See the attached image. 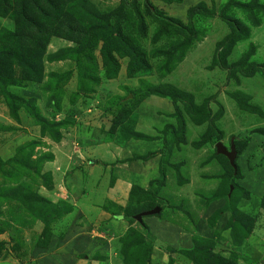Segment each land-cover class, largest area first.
<instances>
[{
  "label": "trees",
  "instance_id": "1",
  "mask_svg": "<svg viewBox=\"0 0 264 264\" xmlns=\"http://www.w3.org/2000/svg\"><path fill=\"white\" fill-rule=\"evenodd\" d=\"M118 1L114 9L104 13L93 6L89 0H0V18L13 23L11 29L0 28V101L6 108L8 118L19 123V114L23 111L39 128L41 138L45 137L54 143H59L63 138V131L72 127L74 119L81 114L75 107L78 100L94 93L100 86L102 78L105 81L116 79L121 70L119 60L126 58L128 59L125 67L126 78L138 79L139 85L132 90L123 87L126 95L112 99L110 106L117 111L113 114L109 128L101 129L99 135L93 134L89 140L83 142L87 144L85 146L104 142L122 146L130 139H159L135 130L136 108L150 96L168 99L174 108L173 115L177 126L169 124L162 129L163 148L168 145V141L169 143L184 141L185 122L180 112V104L183 108L182 113H186L193 123L207 125L201 140L194 145L198 148L205 143L215 145L224 135V131L216 125L222 115L221 109L216 114H211L207 105L208 100L197 105L191 93L167 83L154 85L145 81L144 78L154 73L165 78L178 63H181L191 49L195 38L201 34L199 20L214 18L217 15V8H209L204 1L198 2L187 9L186 23H184L180 19L166 16L150 1L146 3L143 0L144 13L140 9L139 0ZM157 1L166 5H179L184 2V0ZM262 4L260 0H250L247 3L239 0L223 1L219 7L218 16L227 24L229 33L217 42L210 68L218 66L228 70L227 76L231 78H237V73L243 77L256 74L258 66L249 62L254 54L253 47L231 63H228L227 58L230 57L236 45L249 38L247 20L253 25H258L256 14H264ZM236 9L244 13L246 21L229 14ZM145 15H148L155 23V29L151 35L148 34ZM52 38L67 41L66 43L69 42L71 45L47 55ZM145 41L149 43L151 49L144 48ZM96 50H98L100 61L95 55ZM64 60L72 62L73 68L62 72H46V62ZM73 77L76 83L69 97L71 108L65 118L56 120V115L61 111L65 87ZM30 85L33 96L30 95L29 98L19 95L15 90L28 89ZM39 94L45 95L43 107L45 106L48 110L49 116H44L40 112L36 98ZM128 94H131L132 98L124 101ZM238 94L235 93L232 97L235 98L240 110L264 118V112L260 107L251 104L249 98H243ZM11 128L0 127V131H11ZM253 132L264 136V127H258ZM249 137L244 139L230 137V139L233 138L236 150L235 169L224 156L216 153V149L214 153V156L222 159L233 191L230 194L227 193L224 207L219 212L215 211L210 222L219 218L220 214L228 212L230 216L225 227L229 230L233 244L236 246H240L251 234L255 222L253 218L237 208V201L233 196L234 181L240 178L236 161L248 145ZM40 146H42L40 140H32L19 145L10 158L4 160L0 156V177H4L7 184H11V187L0 190V196L16 202L27 214L42 222L43 228L35 246L46 248L52 236L51 224L59 220L64 213L67 214L69 210L67 207L59 208L49 199L32 190L31 185L38 184L40 181L42 182L40 186L49 187L52 184L51 174L44 172L42 166L52 161L53 155L42 151ZM164 153L160 151L159 180L150 182V187L146 190L133 186L129 192L128 204L124 208L112 203L110 205H113L114 210L106 205L102 206V209L111 216H122L128 223L127 230L117 239L116 244L117 253L124 264H152L150 254L154 249V243L149 238V229L143 221L138 223L133 217L154 207H159L160 212L164 208L166 201L158 196L166 177ZM155 155L156 153H148L140 158L148 160ZM249 196L248 191H242L237 200L248 199ZM8 226L9 223L6 225L0 223V234L6 232ZM16 233L19 231L17 230ZM12 239L15 242L14 236ZM8 244L0 242V255L9 247ZM12 248L18 250L20 247L14 245ZM180 252L196 264H251L244 256L237 259L235 255L225 257L214 253L211 241L201 243L195 240L191 250ZM241 258L242 262H240Z\"/></svg>",
  "mask_w": 264,
  "mask_h": 264
},
{
  "label": "rangeland",
  "instance_id": "2",
  "mask_svg": "<svg viewBox=\"0 0 264 264\" xmlns=\"http://www.w3.org/2000/svg\"><path fill=\"white\" fill-rule=\"evenodd\" d=\"M89 1L100 12L104 13L114 9L119 3L118 0ZM149 1L166 16L180 19L184 23H186L187 9L195 5L193 3L187 5H166L157 0ZM205 1L209 8H217V15L212 19L199 20L198 24L201 29V34L195 38L191 49L187 52L183 61L178 63L165 78L154 73V75L146 77L144 80L154 85L167 83L179 90L189 92L193 95L194 102L197 105H201L208 100L207 105L209 106L211 114H216L217 111L221 109L222 115L221 118L217 120L216 125L224 131V135L220 142L226 148H229L231 136L239 137L240 139L250 136L248 145L244 148L243 153L236 161L239 167L240 178L234 181L235 191L233 196L235 201H237V197L242 191H248L250 193L249 197L255 196L249 199L250 206H246L249 211L253 212L258 209L256 205V197H258L262 206L260 204L257 215L264 217V136H260L253 132V130L258 127H264V118L240 110L236 104L235 98L232 97L235 93H239V96L249 98L251 104L257 105L264 112V14H256V20L258 21L257 26L247 20L246 25L249 28V38L236 45L230 57L227 58L228 63H231L253 47L254 54L249 59V62H253L258 66L256 74L250 77H243L240 73H237V78H231L227 76L228 70L221 69L218 66L210 68L217 42L221 41L229 33L227 24L218 16L219 7L223 4L224 0L221 2L218 0ZM239 1L247 3L250 0ZM260 1L263 3L262 5H264V0ZM142 2L143 0H139V6L144 13ZM229 14L243 20L246 19L244 13L238 9L231 11ZM145 19L148 27V34L151 35L155 29V23L148 15H145ZM6 20L7 19L0 18V28H7L6 25L8 23ZM66 42L58 38H52V41L48 45L47 55L49 53H55L60 48L71 45V43ZM99 45H101V43H99ZM143 45L146 50L151 49L147 41H145ZM95 55L98 61H100L98 50L95 51ZM127 60L126 58L119 60L121 63V70L116 79L105 81L102 78L100 86L95 89L94 93L78 100L75 107L81 114L74 119L75 122L72 127L63 131L65 142L61 145L57 143L54 144V142L50 141L48 138H41L39 136V128L33 124V120L25 112H20V122L15 123L9 118H6L8 117L6 110L5 113H3L4 110L0 106V127H12L11 131H0V156L4 159L7 157L10 158L19 145L28 143L32 140H40L42 143L40 147L44 152L55 153L56 149H59L61 146L62 153H58V155L61 156L57 158V162H47V164L45 163L42 166V169H51L43 171L51 174L52 184L49 185V187L40 186L42 184L40 181L38 184H32L31 186L33 188L32 190L37 191V193L44 198L49 197L47 199L59 208L67 207L69 210L67 214L74 210L72 205H74L78 198H83L85 200L86 194L92 193V189L90 188L97 183V179L100 177L103 169V164L100 163L102 161L98 160L101 158L96 154L98 148H94V146H85L87 144L83 142L89 140L93 134L99 135L101 129L107 130L109 128L113 114L117 111V109L110 106V104L112 103V99H116L115 97H123L126 95V91L123 87L132 90L139 85L138 79L126 78L125 67ZM99 67H101L100 64ZM70 68H73V64L69 60L45 63L46 72H62ZM75 83L76 81L73 77L65 87L61 102V111L56 115V120H61L67 116L71 108L69 97L71 92L75 89ZM29 87L28 89L17 88L15 90H17L19 95L29 98L33 96L31 92L32 86L30 85ZM130 95L131 94H128L124 101L130 100L132 98V95L129 97ZM36 98L40 112L44 116H49L48 110L45 106L43 107L45 95L39 94ZM150 98L140 104V108L147 113V119L153 114L157 107L166 110L168 108L166 104H171L166 99H163L165 104L158 102V98H156V102L153 103ZM179 108L185 122L183 134L184 141L179 143H169L168 141V145L164 148L162 142L158 150V152H165L164 170L166 176L164 184L159 189L158 196L165 199L166 203L159 214L143 217V222L149 229V227L151 228L149 224L152 220H156L159 224L165 225L169 223V220L174 216L175 223L179 224L181 231L188 235L182 237L179 234L180 237L178 240L177 237L173 239V237L168 234L165 235L167 239H163L160 237L157 228L156 231L152 228L151 230L149 229V238L153 241L154 247H156L150 254L151 263L196 264L180 251L191 250L194 247V241L197 240L201 243L211 241L214 253L219 255L225 257H232L235 255L238 257L237 259H239L240 256H244L251 264H260V260H262L263 257H260L254 250L258 248L263 252L264 245H256L253 243V240L245 242V239L243 241L244 245L241 244L237 247L239 250L238 252L236 250L237 248H235L236 245L233 244V240L230 237L229 230L225 227L226 221L230 216L228 212L220 214L219 218L210 222L215 211L219 212L221 208L224 207L226 202L225 196L227 193L230 194L233 191V186L229 185L228 174L226 173L222 159L214 156L216 149L215 145L205 143L201 145L200 148L194 145V143L201 140L207 125L193 123L186 113H182L183 108L181 104ZM139 110L137 112L140 115ZM137 112L135 111L137 115L136 120L138 119ZM173 112L170 116L173 118V125L176 127V118ZM166 121L165 119L164 122ZM167 124L169 123L166 122L164 127ZM142 126H144V124H142ZM160 139H162V135ZM156 140L158 139H135L131 140V142H137L138 145L141 146L140 149H138L139 152L143 150L144 153H152L149 152L153 150L151 142H155ZM110 144L111 146L113 145L112 142ZM107 146L108 145H106V147ZM94 159L98 161L96 166L100 168V173L98 170L94 171L93 177L89 178L93 174V165L91 161ZM45 166L46 168H44ZM84 175H86L85 178ZM156 175L158 178H156ZM154 178L156 180L160 179L159 166L148 176V182ZM83 179H86V183L83 187L85 190H82L80 187ZM4 181V177H0V190L8 186L11 187V184H7V180ZM237 188L239 190H237ZM44 190L47 191L44 192ZM94 198L95 197L90 196V201ZM79 211L78 209L75 210L73 216H70L69 220L67 219V221L64 222L68 224L67 226L69 228L73 225H79L78 220L82 217H80ZM67 214L64 213L63 216ZM63 216L51 224V230L57 222L62 220ZM0 223L5 225L9 223L7 231L0 234V242L9 243V247L0 255V263L28 264L36 262L37 253L34 250L37 247L35 246V242L42 231V222L27 214L16 202L6 200L4 197L0 196ZM64 223H62V225ZM258 223L264 225L262 221L258 220ZM60 227L61 225H58L55 231L57 232ZM98 228L101 230V225ZM62 229L65 231L67 228L62 227ZM17 230L19 233H16ZM12 236H14L15 242H13ZM52 238H55V236ZM185 240L187 242H184ZM188 242L190 244H187ZM14 245H18L20 248H18V250H13L12 247ZM53 246L54 244H52V247ZM241 247L242 250H240ZM53 260L50 262H54ZM240 262H242V258ZM121 263L124 264L123 261H121Z\"/></svg>",
  "mask_w": 264,
  "mask_h": 264
},
{
  "label": "crops",
  "instance_id": "3",
  "mask_svg": "<svg viewBox=\"0 0 264 264\" xmlns=\"http://www.w3.org/2000/svg\"><path fill=\"white\" fill-rule=\"evenodd\" d=\"M201 1L206 2L205 0H184V2L180 5H187L191 3L197 4ZM218 1L221 2L222 0ZM6 21L8 23H6L7 28L11 29L12 22L9 20ZM150 97L148 98H150L153 103L156 102V98L159 99L158 102L164 103L163 98L155 96ZM147 99H145L144 101H146ZM166 105H168V108L166 110H162L157 107L148 119L146 117L147 113H145V110L140 108V104L136 108V112L140 108V115L137 112L138 119L136 122L135 130L151 137H159V139L155 142H151L153 150L149 152L156 153L154 157H151L148 160H142L140 157L145 156L146 154H148V152L144 153L143 150L142 152H139L138 149H140L141 146L138 145L137 142H131V140L135 139L128 140L126 142V145L124 144L122 146L112 143V146H114L112 147L110 144L111 142L94 145V148H98L96 154H98L101 158L98 160L102 161L99 162L103 164V169L100 177L97 179V183H95L94 186L90 188L92 189V193H87L85 200L83 198L77 199L74 205H72L74 210H72L66 216H63L62 220L57 222L52 228V236L46 248H35L34 251L37 253L36 262H31L28 264H122L121 257L116 250V240L125 233L128 228V223L123 219L122 216H111L110 213L102 209V206L106 205L111 210H114V208L112 207L113 205H110V203H112L118 207L124 208L128 204L129 192L133 186H137L141 189L146 190L150 187V182L156 181V179L154 178L150 182H148V176L153 173V171H155L159 166L161 154L160 152H158V150L160 148V144H162V139H160L161 131L166 122H168L170 125H173L174 122V120H172L173 118H171L170 116L174 111L173 106L169 103H167ZM0 106L4 110L3 113H5L6 108L4 107V105L0 103ZM165 119L167 120L166 122H164ZM142 124H144V126H142ZM64 142L65 138H62V140L57 144L61 145ZM106 145L108 146L106 147ZM58 153H62L61 146L59 149H56L55 153H52L53 160L50 161V163L57 162V158L61 156L58 155ZM6 159H8V157L4 160ZM97 162L98 161L96 159L91 161L93 165V174L89 178L93 177L94 171H99L100 168L96 166ZM44 168H46V166ZM43 170L51 169L46 168ZM85 176L86 175H84V178ZM156 178H158V176ZM85 183L86 179H83V182L80 186L82 190H85L83 189ZM46 191L47 190H44V192ZM90 196H93L95 198L90 201ZM251 197H249L248 199H238L236 206L242 213L250 216L255 220L252 232L246 238L245 242H250V240H253V243H255L256 245L260 244L263 246L264 225H260L258 223V220L262 221V223L264 224V217H260L257 215V211L260 207V204L262 206V203L260 199L256 197V205L258 209L254 212L249 211L246 206H250L249 199ZM77 209L78 211L80 210V217L82 216L78 220L79 225H73L69 228L67 226L68 224L64 222L67 221V219L69 220L70 216H73V212ZM172 217L173 218L169 220V223L165 222L166 226L159 224L156 220H152L149 226H151L154 231H156L157 228L159 230L160 237L163 239H167L165 235L168 234H170L173 239L174 237H177L178 240L180 236H187L188 234L181 231L179 224L175 223L174 216ZM62 223L64 224L62 225ZM58 225H61V227L56 232L55 228L58 227ZM100 225L101 230H99L98 228ZM62 227L67 229L63 231ZM151 228L149 227L150 230ZM54 236L55 238H52ZM184 242L187 241L185 240ZM52 244H54L53 247ZM187 244L190 243L188 242ZM242 245H244V242H242ZM237 247L239 246H236L235 248ZM155 248L156 247H154V249ZM257 249L258 248H256L254 251L258 253L260 257H263L262 260H260V264H264V251L262 252ZM236 250L239 252L238 248ZM240 250H242V247ZM51 260H53L54 262H50Z\"/></svg>",
  "mask_w": 264,
  "mask_h": 264
},
{
  "label": "water",
  "instance_id": "4",
  "mask_svg": "<svg viewBox=\"0 0 264 264\" xmlns=\"http://www.w3.org/2000/svg\"><path fill=\"white\" fill-rule=\"evenodd\" d=\"M149 0H145L147 3ZM131 97V95L129 96ZM216 148V153L219 155H222L227 158L229 164L235 169V159H236V150L233 142V138L230 140V146L227 149L220 141L215 144ZM160 213V208L159 207H154L151 210L141 212L137 215H135L133 218L136 222L141 223L142 218L149 216V215H154V214H159Z\"/></svg>",
  "mask_w": 264,
  "mask_h": 264
},
{
  "label": "clouds",
  "instance_id": "5",
  "mask_svg": "<svg viewBox=\"0 0 264 264\" xmlns=\"http://www.w3.org/2000/svg\"><path fill=\"white\" fill-rule=\"evenodd\" d=\"M230 146V145H229ZM228 149V148H227Z\"/></svg>",
  "mask_w": 264,
  "mask_h": 264
}]
</instances>
